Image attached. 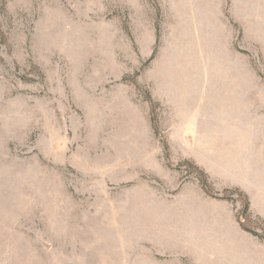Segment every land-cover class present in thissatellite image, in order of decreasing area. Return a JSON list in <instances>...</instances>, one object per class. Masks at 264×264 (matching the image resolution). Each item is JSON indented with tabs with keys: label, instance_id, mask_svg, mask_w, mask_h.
<instances>
[{
	"label": "rangeland",
	"instance_id": "374dc122",
	"mask_svg": "<svg viewBox=\"0 0 264 264\" xmlns=\"http://www.w3.org/2000/svg\"><path fill=\"white\" fill-rule=\"evenodd\" d=\"M261 247L264 0H0V264Z\"/></svg>",
	"mask_w": 264,
	"mask_h": 264
},
{
	"label": "crops",
	"instance_id": "0c3cea01",
	"mask_svg": "<svg viewBox=\"0 0 264 264\" xmlns=\"http://www.w3.org/2000/svg\"><path fill=\"white\" fill-rule=\"evenodd\" d=\"M262 255L261 256V260H263V263H264V255H263V247H261V249H259V255ZM248 261V260H247ZM248 263V262H247Z\"/></svg>",
	"mask_w": 264,
	"mask_h": 264
}]
</instances>
